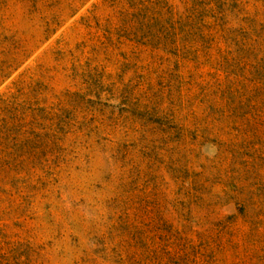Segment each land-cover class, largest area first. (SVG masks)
Listing matches in <instances>:
<instances>
[{
	"label": "rangeland",
	"instance_id": "obj_1",
	"mask_svg": "<svg viewBox=\"0 0 264 264\" xmlns=\"http://www.w3.org/2000/svg\"><path fill=\"white\" fill-rule=\"evenodd\" d=\"M0 264H264V0H0Z\"/></svg>",
	"mask_w": 264,
	"mask_h": 264
}]
</instances>
